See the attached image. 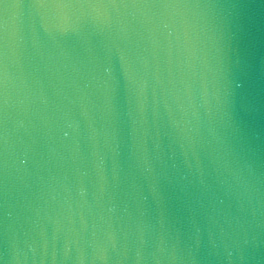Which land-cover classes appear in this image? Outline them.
<instances>
[{
    "label": "water",
    "instance_id": "95a60500",
    "mask_svg": "<svg viewBox=\"0 0 264 264\" xmlns=\"http://www.w3.org/2000/svg\"><path fill=\"white\" fill-rule=\"evenodd\" d=\"M0 264H264V0H0Z\"/></svg>",
    "mask_w": 264,
    "mask_h": 264
}]
</instances>
